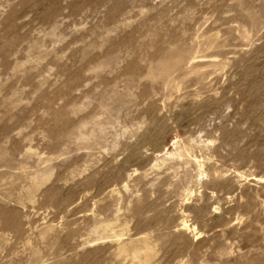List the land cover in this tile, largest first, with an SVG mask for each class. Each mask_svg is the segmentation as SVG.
<instances>
[{
    "label": "rangeland",
    "instance_id": "rangeland-1",
    "mask_svg": "<svg viewBox=\"0 0 264 264\" xmlns=\"http://www.w3.org/2000/svg\"><path fill=\"white\" fill-rule=\"evenodd\" d=\"M0 264H264V0H0Z\"/></svg>",
    "mask_w": 264,
    "mask_h": 264
}]
</instances>
